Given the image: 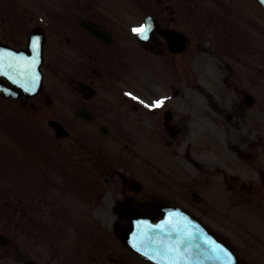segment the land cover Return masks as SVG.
<instances>
[{"label":"flooded vegetation","instance_id":"flooded-vegetation-1","mask_svg":"<svg viewBox=\"0 0 264 264\" xmlns=\"http://www.w3.org/2000/svg\"><path fill=\"white\" fill-rule=\"evenodd\" d=\"M204 8L221 15L222 24L228 22L224 16L230 15L232 20L236 16L235 0H0V60L10 62V49L29 52L33 36L44 34L42 70L45 78L56 79L53 87L49 84L52 89L45 87L36 97L21 96L7 104L15 110V116L23 115L29 109L35 110L39 126L57 119L55 115L59 116L62 110L63 115H70L68 120L76 127L94 125L101 131V126H105L109 136H116L121 125L132 124L134 116L140 115L132 96L140 60H143V66L150 62V68L154 70L157 60L165 62L167 58L185 55L182 53L186 50L182 53L170 50L166 33L169 30L185 32L186 25H202L201 10ZM260 9L263 22L264 8L260 5ZM148 16L156 18L159 31L154 28L150 36L153 43L157 39L163 45V50H146L133 31L139 29ZM165 92L163 88L160 96ZM177 92L179 95L180 91ZM170 103L169 98L163 107L150 108L152 126L149 124V128L154 131L162 122L167 147L177 156L179 143L187 145L184 138L191 131L190 117L187 112L181 117L174 112L173 122H168L167 127L165 121ZM261 110L263 112V108ZM45 114L52 116L43 117ZM172 123L176 124L173 130L169 127ZM79 131L76 129L77 136H80ZM235 149L237 153H243L239 148ZM182 155L193 170L200 171L201 161L193 154L191 146ZM201 184L197 177L186 173L181 188L184 204L189 205V209L211 229L224 236L222 229L231 230L234 225L212 218L218 213L217 208L203 206V200L195 201V192L192 198L189 196L191 185ZM2 220L5 216L0 214V222ZM0 227V234L11 240L9 245L0 241V264H35L28 260L27 235L24 233L14 242L6 226ZM237 241L247 243L241 237ZM53 254L49 264H69L68 258L65 261L61 257L60 247ZM125 255L95 247L86 252L80 264H150L131 251Z\"/></svg>","mask_w":264,"mask_h":264},{"label":"rangeland","instance_id":"rangeland-1","mask_svg":"<svg viewBox=\"0 0 264 264\" xmlns=\"http://www.w3.org/2000/svg\"><path fill=\"white\" fill-rule=\"evenodd\" d=\"M245 1H246L248 10H252L254 6L251 0H245ZM241 24L244 25L243 22H241ZM204 25H207L208 27H212L208 25L206 22H203V25L196 26V29ZM215 26H220L222 28L224 27L223 25H215ZM261 27H263V34H264V25H257V29L259 32L261 30ZM234 29H235V32L233 34L230 32L231 35L226 34L224 31H221L220 32L221 41H224L226 43L229 41L235 42L236 46L238 47V51H240V49H243V45H242L243 40L246 39L247 47L248 48L252 47V49L256 53L259 52V47H260L259 38L260 37H257L254 34V32L251 30V26L249 27V25H247L245 32H243V29L238 27V25H236ZM189 33L191 34L190 31ZM192 39L194 43V42L199 41L201 39V36L199 33H197L196 35L192 36ZM209 46L210 45L206 44L207 49ZM208 53H209V50H208ZM252 54H253V51L245 52V56H246L245 57L246 58L245 69H246V74L254 73L256 75L255 67L252 65L253 61L251 62ZM185 57H190V56H185V55L184 57L177 56L172 59L167 58L165 62L159 61V63H162V64L164 63V65L167 66L168 71H166V69L164 68L166 72H164L165 75L163 76V79H161L164 81H161V83L158 82V85L160 86V88H164L165 90H167L168 95H170V93L173 92L172 89L174 88H178V89L185 91V94L183 97H184V101H186L187 104H186V108L183 109V111L188 112L193 115V119L195 122L194 125L197 130V133L194 134L193 139L196 144H199V139L205 140V143H206L204 144V150L200 157V160L203 162V165L208 170L206 174L209 176H205V178L208 181L215 182L217 186L221 188L219 190H223V189L228 188L229 184L238 185L235 183L236 182L235 179L233 180V175H235L239 177V183L243 179L244 181H247L248 185L251 184L254 187V194L252 196H259L257 192L259 191V189H262V187H263V193H264V183H262L264 179V145H263V171L255 169L254 167H252V164L247 165L245 164V162L240 164V161H242V159H240V157L236 155L235 153L231 155L228 154L227 151H229V148L233 144H237V143L241 145H245L246 150H251L249 141L256 140V134H258V136H260V134H263V142H264V98H263V126L252 124L254 123L253 121L248 122V124L243 123L239 125L240 122L242 121L245 122V120L242 119L240 116H238L235 112V109L233 107L234 95L230 94V96L227 97L225 95L227 92L221 91L222 88L225 87V85L227 87L229 86V83L233 81L232 79H230L229 74H227L226 81H224L222 78L221 80L214 78L216 79L215 85H218L220 89H217V88L212 89L208 87V89L214 95L215 102L219 103V107L221 109L220 111L219 110L217 111L215 108H213L211 106L212 103L210 102V100L204 98L203 97L204 95L199 94V93L193 94L192 92H194L195 89H191L192 92H188L187 89L184 88L186 86L193 87L194 84L197 83L198 80L200 81L199 78H197V81L196 79H191L189 83H187L185 79L184 84H177V83H173L169 81L168 75L175 73L181 67L182 69H184L185 67H188V69L190 70L195 69V68H192V66L196 62L187 63V58ZM211 61L215 63L216 66H217L216 62H218L219 69H223V73H224L225 68H223V65H226L225 61H222L221 63L219 59L217 61L214 57L211 58ZM256 62L254 63L258 64ZM139 63H140L141 68L144 70V72L150 71L148 64H146V69L143 67L144 62L142 59L140 60ZM144 72H140V73L144 75L145 74ZM158 72H159L158 70L155 71V73H158ZM178 72L180 73L179 70ZM164 73H162V75ZM203 75L205 77H208L206 71L203 72ZM150 76L152 78L156 77L152 75ZM188 76H191L189 71H188ZM263 77H264V56H263ZM205 85H207V83ZM154 87L155 86L149 80V74H145V77H142L141 75H139L138 86H135V89H134V94H135L137 103H146V105H148V103L151 102V99L153 97V95H148V92L149 90H153ZM148 97L150 100L148 99ZM258 103H259V99H257L256 105ZM171 106L174 107L177 111L180 110L179 107H176L174 105H171ZM230 114H233L232 115L233 117L231 120L228 119ZM0 120L2 122H12L13 121L11 118L6 117V115H4ZM130 125L133 126V129L132 131L128 132V136H130L138 144L139 152L143 153L144 156L150 157L153 159V162L155 163L154 164L155 170H153V168L150 167V165L148 164L146 160V157L145 158L143 157L144 159L139 160L140 165L139 164L134 165L135 169L139 170L138 173L132 171L128 165L120 161V162H117V164L119 165L120 168H122L124 172H126V174H124L123 176H126L127 178L133 177L134 179L139 180L143 183V186L145 187V191L139 194L140 197H146L145 192H150L152 194H158L164 198L167 197V198L175 200V198L171 197L174 195V193L169 189L171 188V184L177 188V189L176 188L175 189L171 188V189L174 190L175 193L179 192L180 184L183 181L184 170L189 171V172L190 171L192 172L193 170H191V167L188 164V162L184 160L182 157H177L174 163L172 162L173 165H169V162L167 163V161L165 160V157H164L165 154L160 155L154 152V151H158L159 149H157L156 145H153V141H151L152 137H149V135L147 134L145 135L142 134V136H139L136 130L137 125L135 121H133V123ZM130 125H126V126L129 127ZM36 126L37 125L33 124L32 128H34L35 130ZM44 133L54 135L53 132L52 133L50 132V130L46 132L44 131ZM163 138H165L164 132H163ZM209 138H215V140L218 139V143H214L215 140L211 142ZM136 139L139 140V142H137ZM246 139H248V141L244 143ZM158 140H159V144L161 145V147L165 149L164 144L160 140V138H158ZM69 143H70L69 141L62 140L60 141V146L65 145V148H66ZM124 143L129 144L128 141H124ZM8 147L9 145L7 142H2L0 144V174L2 173V171H5L6 172L5 176H8L15 172L19 174V171H21L20 168L19 169L17 168L19 165V161L16 158L11 157V155L7 151ZM211 147L213 148L217 147V149L220 151L221 154L218 152H213L214 150H212ZM92 148L99 150V151L101 150V146L98 144H92ZM177 149L178 151H181V147H178ZM73 150L79 154L85 153V151L80 150L76 147H74ZM127 152H130V150H127ZM23 160H24V163L20 165L22 166L24 165L27 168L28 173L31 170V168H33L34 170L37 171L38 174L37 176H33V177L28 175L22 180V182H25L27 184L28 189L37 190L41 187H44L43 193L48 192V190L51 188V184L47 176V170L44 166L45 158L38 157L37 155L27 154L26 156L23 157ZM169 171L171 175L177 171L175 178H170ZM180 173H182V175ZM67 174H68V177L66 180L62 178L58 180V190L55 189V200L59 206L60 214L73 213L71 209L74 208L78 204L77 203L78 197L81 194L79 190L73 193V191L71 190V187L73 186L70 185L73 183L72 173L68 170ZM5 176H0V182H14L15 181L16 177L12 179H7ZM99 180L104 184V189L107 187L106 191L103 190L104 197L106 198V200H110V199L112 200L113 198L117 197L119 193V189L121 187L122 179L120 176L118 177V175L116 176L113 175L112 177L106 178L100 174ZM178 181H181V182H178ZM16 182H21V181H16ZM204 184L205 183H203V189L199 190L200 192H202V195L205 198L214 197V199L221 202L219 204V210L221 212V215L219 214V216H222L223 218L232 219L234 221V224L239 223L246 230L247 229L254 230V228L255 229L259 228L257 224L263 220V215L261 213L262 208L260 206L258 205L245 206L242 204H233L231 202L233 198L232 196H227L225 197V199L220 198L218 196V192H214V188H212V190L208 189V191L204 189ZM208 192H210L211 195H209ZM263 202H264V195H263ZM230 203H232L233 205V212L230 214H226L222 212L223 204L227 205ZM240 228L244 230L241 226ZM252 250L259 251L260 256L258 257V259L263 261V252H264L263 245L257 241H252V249H250L248 253L251 255H254L252 253ZM252 259L258 260L256 257H252ZM259 260L257 261L258 264H263V262Z\"/></svg>","mask_w":264,"mask_h":264},{"label":"water","instance_id":"water-1","mask_svg":"<svg viewBox=\"0 0 264 264\" xmlns=\"http://www.w3.org/2000/svg\"><path fill=\"white\" fill-rule=\"evenodd\" d=\"M127 215L130 217V226L125 231V240L128 241L127 237L130 235L139 237L142 247L133 243L131 244L139 249L144 248L145 252L148 251V246L156 248L158 246L157 249L160 250V254L166 255V250H163L164 246H159L164 245L166 235L172 232L170 230L180 228L179 224L181 225V222L179 217L181 209L162 201H154L150 207H146L143 210H128ZM156 248L148 252L151 258L162 264H170L167 255L157 256L158 258L154 257V254H157Z\"/></svg>","mask_w":264,"mask_h":264},{"label":"snow or ice","instance_id":"snow-or-ice-1","mask_svg":"<svg viewBox=\"0 0 264 264\" xmlns=\"http://www.w3.org/2000/svg\"><path fill=\"white\" fill-rule=\"evenodd\" d=\"M262 2H264V0H262ZM134 32H136L137 34H142V33H145V29L144 28H139V29H133ZM143 38L144 39H147V35H143ZM160 103H163L162 101L159 102L156 106L159 107L160 106Z\"/></svg>","mask_w":264,"mask_h":264}]
</instances>
